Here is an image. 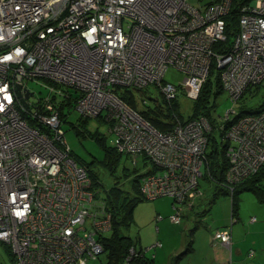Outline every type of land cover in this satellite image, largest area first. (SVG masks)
Segmentation results:
<instances>
[{
    "label": "built area",
    "instance_id": "2783aa9c",
    "mask_svg": "<svg viewBox=\"0 0 264 264\" xmlns=\"http://www.w3.org/2000/svg\"><path fill=\"white\" fill-rule=\"evenodd\" d=\"M230 8L231 0H198L197 6L189 0H0V241L17 264H87L103 252L111 227L86 166L71 154L56 94L73 98L85 117H103L113 147L133 165L140 156L150 161L143 164L140 193L172 198V222L203 196L212 127L204 115L183 119L174 109L177 93L196 100L212 60L234 104L264 82V0L239 6L231 43L215 52L213 45L227 39ZM169 69L179 81L167 79ZM38 78L52 94L32 101L26 82ZM150 83L169 111L167 130L121 97L123 89L136 94ZM17 84L23 95L28 91L26 108ZM135 100L139 107L147 103ZM237 113L230 107L218 119L231 122L223 128L230 192L264 164V110ZM233 222L213 231L229 249ZM157 246L160 241L145 250Z\"/></svg>",
    "mask_w": 264,
    "mask_h": 264
},
{
    "label": "rangeland",
    "instance_id": "374dc122",
    "mask_svg": "<svg viewBox=\"0 0 264 264\" xmlns=\"http://www.w3.org/2000/svg\"><path fill=\"white\" fill-rule=\"evenodd\" d=\"M194 5H198V0H189ZM126 25V22H125ZM216 73L213 71L209 75L210 85H211V95L209 96V105L214 104L216 109V114H213L214 117L220 119L227 109L230 107H235L239 109L241 105L249 106H258L262 102L261 92L258 91L257 94L255 91H250L249 88L244 92L242 97L234 104L228 98L227 93L222 90L216 97L213 96L215 90L214 80ZM180 74L169 69L167 71V79L173 82L180 80ZM27 88L32 92L31 99L32 101L50 96L52 93L49 91V88L43 85L42 81L38 78L36 80H27ZM64 90L70 92V88L63 87ZM156 85L150 83L148 86L144 87L140 92L138 91L137 96L147 98V104L152 105L154 103L151 99L158 98L160 100L159 94L155 91ZM57 99H60V95L56 94ZM175 111L183 118L187 119L192 117L194 108L196 106V101L189 99L185 96L183 91L177 93V97L174 101ZM159 103V102H158ZM63 116H61V127L65 132V139L69 144L74 156L77 158V161L80 163H85L88 165L92 174H94L98 179L105 184V187H110L112 185L110 176L117 175L123 176L126 174L127 180L124 184L131 196H134L133 191H131V180L130 174H132L133 166L130 163V159L126 155L116 156V160L112 156L107 155L108 151L113 149L114 145V135L109 131V123H107L103 117L94 116V117H85L83 116L76 108L75 103L72 101L71 104H66L62 108ZM230 114V113H229ZM228 117H231V115ZM215 138L220 141L221 137L217 131H213ZM142 161L137 166V169L140 170ZM148 164V163H147ZM112 170V172H111ZM203 170V169H202ZM129 173V174H128ZM128 174V175H127ZM122 182V181H121ZM251 182L243 183L236 187L234 193V201L236 203V208H244L251 213H256V205H259L257 194L255 191L248 189L247 187ZM257 186L261 189H264V181H257ZM200 186L203 191V200L201 204H195L191 212H185L182 216V223L171 224L172 229L182 230L184 222L190 223V229L193 231H209L217 225H221V219L223 217V212L227 210L229 213V205L231 201V194L229 188L216 184L211 181L207 174L200 179ZM159 199H138L134 205L132 212V220L128 226L121 228V233L128 235L133 240L135 248L141 250L146 254L148 251H145L147 246H140L139 232L142 228V223L149 221L151 215L153 218L158 214L155 211V207L162 200ZM166 204V202H164ZM249 210V211H248ZM252 217H256L255 215ZM251 219V216H250ZM155 228V225H154ZM220 228V227H216ZM213 228V231L216 229ZM188 232V230L186 231ZM110 234L109 230L104 232L103 236H108ZM188 234V233H187ZM150 237V235H149ZM189 238V237H188ZM190 239V238H189ZM216 239V238H214ZM218 240V239H217ZM160 240H155L153 243ZM190 241V240H189ZM219 241V240H218ZM146 242V241H144ZM143 242V244H144ZM161 242V241H160ZM220 242V241H219ZM221 243V242H220ZM152 244V243H151ZM150 244V245H151ZM151 251H154L156 248L152 247ZM149 252V253H150ZM106 262V254L101 253L97 259L88 260L87 264H104ZM0 264H17L14 256L7 248V245L0 241Z\"/></svg>",
    "mask_w": 264,
    "mask_h": 264
},
{
    "label": "trees",
    "instance_id": "16d2710c",
    "mask_svg": "<svg viewBox=\"0 0 264 264\" xmlns=\"http://www.w3.org/2000/svg\"><path fill=\"white\" fill-rule=\"evenodd\" d=\"M251 0H231V8L229 10V13L224 17L226 21V28L225 33L227 36L226 41L224 42H217L213 45V50L215 52L224 51L227 49L228 45L231 43L233 35L235 34V31H237L238 26V10L239 6L245 3L250 2ZM215 71L216 76L214 80L215 90L213 92V96L216 97V95L224 90L222 87V84L220 82V72L217 68V65L214 60L211 61V66L209 69V75ZM209 75L204 82V84L201 87L200 93L196 101V106L193 111L192 117H197L199 115H204L209 119V122L211 124L212 130L208 133V141L206 145V159L207 163L205 167L203 168V176L207 174L208 178L215 182L216 184L225 185V172L228 168V162L227 158L225 156V151L228 146V140L224 138V129L227 128L230 125L229 122L221 123L217 117H214L213 114H216L215 105L211 104L209 105V96L211 95V85H210V79ZM253 88V89H252ZM252 89V90H250ZM250 91H255L257 94L258 91L261 92L262 102L258 106H249L246 107L245 105H241L239 109H237V116H243L245 114H255L259 113L262 110H264V82L261 84H257L255 86L249 87ZM141 90H139L140 92ZM155 91H157V86ZM225 91V90H224ZM121 97L133 108L137 109L143 116L149 119L150 123L155 126L156 128L160 130H167L171 124L169 121L164 120V117H169V111L164 112L163 107L161 106V103H164L163 98L160 96L159 101L158 98H155V100H158L157 104L152 103V105H148L147 103L145 106H138L137 100H135V96L138 94L133 92L131 89H123L121 92ZM244 94V93H243ZM55 96V95H54ZM61 96V95H60ZM56 97V96H55ZM242 97V96H241ZM143 98V97H141ZM57 99V97H56ZM154 99V98H153ZM151 99V100H153ZM73 98L67 97L63 100V96L60 97V99H57L59 101V111L60 116H63L62 108L66 104H71L73 101ZM74 102V101H73ZM176 106V103H173ZM175 109V108H174ZM222 126V129H221ZM224 128V129H223ZM213 131H217L221 137V140L218 141L215 136L213 135ZM72 156L77 160V158L74 156L72 150H71ZM107 155L116 160V156H122L124 154L118 152L114 147L111 151H108ZM128 158V157H127ZM137 163L133 165V163L130 161V163L133 166L132 174H130V180H131V191H133L134 196H131L130 192L125 189L124 186L126 180L128 177H126V174H123V176H117V175H111L110 179L112 182V185L110 187H105V184L102 183L98 177H96L94 174L91 173L88 165L85 163H81L86 166L88 175L91 179V188L94 190H97V197H101L106 206V210L110 214V220H111V227L109 229L110 234L108 236H103L102 238V244H103V252L106 254V262L104 264H154L153 263V257H147L146 254L143 252V249L141 247V250H138L135 248V245L133 244V240L130 236L124 235L121 233V228H124L129 225V223L132 220V212L134 205L138 199H142L143 196L140 193V179L141 176L144 174L143 164L144 165H150V161L144 157L140 156L137 159ZM142 161V165L140 167V170L137 169L138 164ZM148 163V164H147ZM152 169H153V165ZM149 166V167H151ZM150 169V168H149ZM150 169V170H152ZM112 172V170H111ZM129 174V173H128ZM127 174V175H128ZM264 176V164L258 169V171L252 175L251 177L247 178L240 184L236 185L233 189L231 194V215L230 219L233 218L236 220L237 215V208L236 203L234 201V193L237 186L246 183L251 182V184L247 187L248 189H251L255 191L257 194L258 199H264V192H262V189L257 186L256 182L261 181V177ZM122 181V182H121ZM201 187V186H200ZM230 191V190H229ZM202 197V196H201ZM198 197V198H201ZM165 198V197H162ZM170 198V197H169ZM195 199L196 200L198 199ZM145 199V198H143ZM159 199V198H157ZM172 199V198H171ZM173 202V200H172ZM194 202V204H195ZM193 204V205H194ZM193 205L188 206L185 210L188 208L193 207ZM184 211L181 213V216L184 214ZM162 218L161 215H157V219L159 217ZM169 218V215H168ZM170 220V218H169ZM171 221V220H170ZM181 221V218H180ZM172 222V221H171ZM174 223V222H173ZM179 223V222H178ZM7 248L10 251V248L7 246ZM133 248L134 253L132 254V258L128 263H125L126 257L129 254V250ZM146 251V250H145ZM149 251V250H147ZM11 252V251H10Z\"/></svg>",
    "mask_w": 264,
    "mask_h": 264
},
{
    "label": "crops",
    "instance_id": "0c3cea01",
    "mask_svg": "<svg viewBox=\"0 0 264 264\" xmlns=\"http://www.w3.org/2000/svg\"><path fill=\"white\" fill-rule=\"evenodd\" d=\"M261 181H264V176L261 177ZM160 200L162 201L157 204L155 211L162 218L157 219V215L153 218L151 215L149 221L141 224L142 228L138 233L140 246L150 245L155 240L161 241V246L146 253L147 257H153L154 264H264V199H258L259 205H256L254 210L256 213L249 214L244 208L237 207V218L231 227L230 249L213 238L212 230L229 225L232 201H230L229 213L227 214V210L223 212L221 225L209 231H193L190 229V223L184 222L180 231L172 229L171 224L174 223L168 218L173 211L172 199L165 197ZM202 200L198 198L195 204H201ZM194 206L184 213L191 212ZM254 215L255 220H250V216ZM180 223L182 219L178 224Z\"/></svg>",
    "mask_w": 264,
    "mask_h": 264
},
{
    "label": "water",
    "instance_id": "95a60500",
    "mask_svg": "<svg viewBox=\"0 0 264 264\" xmlns=\"http://www.w3.org/2000/svg\"><path fill=\"white\" fill-rule=\"evenodd\" d=\"M16 92H17V96H18L20 102L26 108L27 107L26 98L28 97V91L26 90V92L23 95L22 94V90H21V85L20 84H17L16 85Z\"/></svg>",
    "mask_w": 264,
    "mask_h": 264
},
{
    "label": "clouds",
    "instance_id": "9594fccd",
    "mask_svg": "<svg viewBox=\"0 0 264 264\" xmlns=\"http://www.w3.org/2000/svg\"><path fill=\"white\" fill-rule=\"evenodd\" d=\"M236 221V220H235ZM233 224V223H232ZM231 227H232V225H231ZM155 248V247H154ZM150 250V249H149Z\"/></svg>",
    "mask_w": 264,
    "mask_h": 264
}]
</instances>
